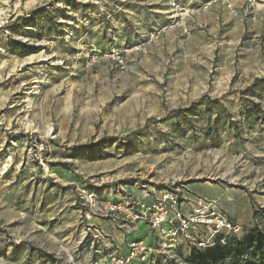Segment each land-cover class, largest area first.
<instances>
[{"label":"rangeland","instance_id":"374dc122","mask_svg":"<svg viewBox=\"0 0 264 264\" xmlns=\"http://www.w3.org/2000/svg\"><path fill=\"white\" fill-rule=\"evenodd\" d=\"M142 185L264 235V0H0V264H114L79 191Z\"/></svg>","mask_w":264,"mask_h":264},{"label":"built area","instance_id":"2783aa9c","mask_svg":"<svg viewBox=\"0 0 264 264\" xmlns=\"http://www.w3.org/2000/svg\"><path fill=\"white\" fill-rule=\"evenodd\" d=\"M165 26L159 33L165 31ZM117 59L123 61L119 56ZM146 186L142 185L140 192L123 191V200L101 199L90 188L79 191L87 219H120L130 237L126 253L116 250L111 254L112 263L175 264V250L185 240L201 249H213L218 243L233 246L230 239L239 238L241 225L228 218L217 198L200 195L189 199L182 197L178 188L157 190ZM141 224L153 233L152 240L136 236ZM95 230L96 237L103 232L98 227Z\"/></svg>","mask_w":264,"mask_h":264},{"label":"trees","instance_id":"16d2710c","mask_svg":"<svg viewBox=\"0 0 264 264\" xmlns=\"http://www.w3.org/2000/svg\"><path fill=\"white\" fill-rule=\"evenodd\" d=\"M230 242L233 246L218 243L213 249L195 247L185 264H264V235L258 230L252 233L248 242L240 241L237 237L231 238ZM248 244L252 246L247 247Z\"/></svg>","mask_w":264,"mask_h":264},{"label":"crops","instance_id":"0c3cea01","mask_svg":"<svg viewBox=\"0 0 264 264\" xmlns=\"http://www.w3.org/2000/svg\"><path fill=\"white\" fill-rule=\"evenodd\" d=\"M113 200H114V199H113ZM120 200H123V195L120 197ZM145 227L147 228V226L143 225V228H142V230L140 229V232L137 234V237H145V236H143V234H142V233H144V231H145ZM150 236H151V234H150ZM149 240H152V237H150Z\"/></svg>","mask_w":264,"mask_h":264}]
</instances>
